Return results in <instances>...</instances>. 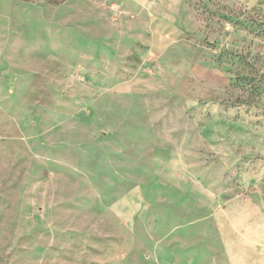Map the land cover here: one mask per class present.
Here are the masks:
<instances>
[{
	"label": "rangeland",
	"instance_id": "obj_1",
	"mask_svg": "<svg viewBox=\"0 0 264 264\" xmlns=\"http://www.w3.org/2000/svg\"><path fill=\"white\" fill-rule=\"evenodd\" d=\"M231 242L264 264V0H0V264Z\"/></svg>",
	"mask_w": 264,
	"mask_h": 264
},
{
	"label": "crops",
	"instance_id": "obj_2",
	"mask_svg": "<svg viewBox=\"0 0 264 264\" xmlns=\"http://www.w3.org/2000/svg\"><path fill=\"white\" fill-rule=\"evenodd\" d=\"M230 209V208H229ZM231 210V209H230ZM228 211V212H225V218H226V221H228L229 222V224H230V226H231V229L232 230H230L228 233H229V237H231V233H235V232H237V228L239 227V226H241V224H239L238 222H239V214L240 213H238V214H236V213H233V212H231V211ZM245 215V214H244ZM245 217H247L246 215H245ZM247 220H248V217L246 218ZM244 232H246V234H244V240H247L248 242H246V243H249V242H251L250 241V237H251V235H250V233H249V231H248V227L247 228H244ZM231 234V235H230ZM249 235H250V237H249ZM247 238H249V239H247ZM227 242L228 241H226V244H227ZM250 244H252V243H250ZM226 247H227V245H226ZM229 253H230V258H231V263L232 264H238L239 263V261H240V258H242V255H240V253H241V249H238V248H234L233 247V243L231 242L230 243V249H229Z\"/></svg>",
	"mask_w": 264,
	"mask_h": 264
}]
</instances>
